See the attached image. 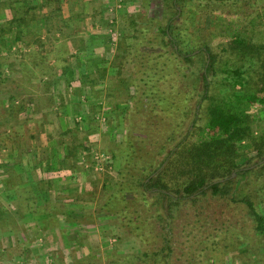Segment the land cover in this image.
I'll list each match as a JSON object with an SVG mask.
<instances>
[{"label": "rangeland", "instance_id": "obj_1", "mask_svg": "<svg viewBox=\"0 0 264 264\" xmlns=\"http://www.w3.org/2000/svg\"><path fill=\"white\" fill-rule=\"evenodd\" d=\"M37 2L40 6L27 14L33 25L31 31L23 30L19 41H16L15 33L6 34L2 39L4 46L0 47V264H111L113 258L127 257L134 260L142 252L151 253L164 244V231L149 245L142 246L132 237L129 228L124 227L113 216L98 212L105 201L104 196L114 189L117 181L119 166L117 161L111 159L112 151L119 149L131 130H134V134L141 135L146 133V128L154 129L159 124L148 111L147 105L141 108L139 102L141 95L139 91L143 93V89L136 75L138 62L135 56L142 55L133 53L134 48L136 50L138 47V39L132 38L133 35L128 28L131 21L135 20L134 16L138 18V22L145 21V17L137 13L138 8L144 9L143 0ZM18 7L16 5L13 9L6 7L1 22L4 23L13 16H24V8L19 5ZM180 23L181 21L176 26ZM189 26L190 32L193 33L189 46L214 40L212 45L216 48L220 43L219 39L213 36V33H216L215 24L209 20L206 21L202 17L192 19ZM199 27L207 29L194 31ZM98 29L100 34H96L97 36L103 40L107 36L108 49L105 50V46L100 49L98 46L97 50L92 52L93 59L90 61L86 58L80 68L86 70L91 63V68L94 67L98 71L94 80L104 84V87L100 93L94 95L86 92L92 99L91 113L93 111L97 113L90 114L92 118L90 124L88 120L87 125L77 127L78 138L76 137L74 143L72 138L73 141H68L72 148L77 145L79 151L86 152L83 161L86 160L91 166L88 169L84 168L78 177L73 178L61 179L53 173L46 174L47 190L26 186L29 184L27 180L30 174H23L20 179H15L23 187L15 188V182L11 184L8 180L10 178L8 150L15 145L10 139L9 116L15 101L12 100L14 95L10 97L11 88H15L16 85L22 86V89H29L32 86L40 88L44 84H51L52 78L59 74L63 75V83L76 84L78 80L72 81L73 71H78L76 57L79 56V52L85 56L92 55L89 53L90 47L93 45L92 42L96 44L95 40H98L92 38L93 31ZM158 36V33L150 31L146 37L154 41L160 39ZM106 54L108 56H105ZM31 63L32 80L28 77ZM108 66L112 76L109 86L113 88V96L106 92ZM193 66L201 74L202 64L195 62ZM69 75L73 77L69 78ZM84 77L81 78L82 82L88 81L86 80L88 77ZM254 84L256 85V81ZM137 91L139 99H134ZM63 98L67 99L65 94L59 96L57 102L45 101L42 106L46 112L53 115L55 107L59 110L60 106L64 105ZM107 101L113 102L110 109L106 107ZM208 105L209 101L205 100L200 114L203 121L196 127L198 131L205 122ZM86 111H89L88 106ZM262 126L264 123L261 128ZM58 127L61 129V126H47L48 129L42 131L43 137L39 133V136H33L31 150L45 146V150L48 151L46 145L50 140L56 142L60 139L57 135ZM193 129L195 128L191 126V131ZM197 137L195 135L190 137V142ZM155 140L154 145L147 141V152L158 150L162 142L156 144L158 138ZM3 150L6 151L5 155L1 154ZM167 151L170 152V149L167 148ZM238 152L239 165L246 164L255 155L250 147L239 148ZM92 167L94 168L91 169ZM5 179L8 181L7 188L3 186ZM37 182L36 184L33 182L34 186H37ZM260 182L250 177L243 183L240 191L243 195L252 196L256 203L258 201L264 215V202L260 201L262 194L259 193ZM107 183L110 184L105 188ZM10 187L21 191L25 197L31 190L29 192L33 193L34 200L36 198L45 202L44 206L48 212L46 218L39 216L35 220L31 216H19L15 209L17 193ZM231 196L212 197V192L208 191L196 202L186 200V204L175 213L171 224L169 236L174 251L171 264H195L188 260L191 257L198 264H264V242L255 235L247 208L242 204L233 203ZM34 208L37 209L36 206ZM22 212L27 213L25 209ZM145 213L142 208V214ZM68 214L80 219L81 222L66 221ZM147 216L150 218L154 213H148ZM160 227L163 228L162 225ZM151 264L158 263L151 261Z\"/></svg>", "mask_w": 264, "mask_h": 264}, {"label": "trees", "instance_id": "obj_2", "mask_svg": "<svg viewBox=\"0 0 264 264\" xmlns=\"http://www.w3.org/2000/svg\"><path fill=\"white\" fill-rule=\"evenodd\" d=\"M37 1L0 0V47L4 46L2 39L6 34L15 33L19 41L23 30L31 31L33 25L27 14L40 6ZM15 5L22 6L25 15L13 16L2 23L4 9H13ZM143 8H138L137 13L145 21L138 22L134 16L128 27L132 38L138 39L133 53L142 55L135 59L143 93L139 91V99L137 91L134 99H139L141 108L147 105L159 124L154 128L157 130L146 128V133L141 135L131 130L119 149L112 151L111 159L119 166L117 181L114 189L104 196L98 212L113 216L129 228L132 237L142 246L149 245L163 231L166 236L157 250L142 252L134 260L113 258L111 264H151V261L171 264L174 251L169 234L175 213L186 200L196 202L208 191L212 197L232 195L233 203L244 205L255 235L264 242V215L259 203L240 191L248 178L260 180V201L264 202V126L261 128L264 123V0H143ZM199 17L215 24L213 36L220 41L216 48L212 45L214 40L189 46L193 35L190 20ZM201 29L207 28L194 31ZM150 31L158 33L160 39H148ZM195 62L202 64L201 74L194 69ZM205 100L209 101L208 112L198 131ZM17 111L12 109L14 113ZM191 126L195 128L193 131ZM194 135L198 137L190 142ZM156 137V144L162 142L158 150L147 152V141L154 145ZM245 147H250L255 155L246 164L239 165L238 151ZM9 173V182H15L14 187L19 189L15 179L20 177ZM46 183L37 182V189L47 190ZM29 191L25 197L16 190L18 215L45 219L48 213L45 202L34 200ZM142 208L147 215L153 212L154 216L143 215ZM23 209L27 213L22 214ZM65 219L81 222L70 214ZM188 260L198 264L192 257Z\"/></svg>", "mask_w": 264, "mask_h": 264}, {"label": "crops", "instance_id": "obj_3", "mask_svg": "<svg viewBox=\"0 0 264 264\" xmlns=\"http://www.w3.org/2000/svg\"><path fill=\"white\" fill-rule=\"evenodd\" d=\"M102 29L104 30V28ZM93 33L95 36L93 35L92 38L98 40H95L96 44L92 42L93 45L90 47L91 52H89L92 55L85 56L84 53L82 54L79 52L78 55L80 56V59H78V56L76 57L77 63L75 64L78 66V71H73L74 79L72 80H78L76 84L73 85L71 83H63V75L59 74L52 78L53 80L51 81V84H44L40 88H33L32 86L29 89H22V86L17 85L15 88H11L12 95L10 97H13L14 95L12 100H15L13 108H16L19 111H17V113L11 111L9 116V124H11L10 139L15 143V145L13 144V147L11 146L8 150V163L10 171L16 173L20 178L23 174H30V177L27 180L29 184H26L28 187H37L34 186L33 182L36 183L38 180L46 181L45 178H48L45 177L47 176L46 174L51 175L53 173L54 175H57V177H61V179H67L68 177L73 178L78 177L81 170L84 168L88 169L91 166L88 165L86 160H84L85 162L83 161L86 156V152L81 150L79 151L77 149L78 152L75 153L72 148L73 146L70 145L68 141L73 139L74 141H72L74 143L75 140H77L76 137L78 138L77 131H79V128L77 127L80 126L82 122H87L92 119L90 114H96L94 111L91 113V108H93L91 103L92 99L86 95V92L94 95L95 93H100L101 88L104 87V84L98 83L94 80V76H96L98 71H96L94 67L91 68V63L89 68L86 70L80 68L84 65L86 58L90 61L93 59L92 56L94 53L92 52H95L98 46H100V49L104 48V46L105 50L108 49L109 40L107 36H105V40H103L100 36H97L100 34L99 29L94 30ZM107 54L105 56H108ZM107 61L108 58H106V64L108 65L109 63ZM30 69V75L28 77L32 80V63L30 65ZM106 73V92H110V95L113 96V88L109 86L110 78L112 77L109 72V66L107 67ZM83 77H88L86 79L88 81L82 82L81 78ZM62 94H65L67 98L66 100L65 98L62 100L64 105L61 104L63 106H60L59 110L55 107L56 109L54 110L53 115L46 112L42 106L43 103L49 100L57 102V98ZM107 103L106 107L107 109H110L113 106L111 105L113 102L107 101ZM85 105L89 107L88 112L86 111ZM102 109L104 110V107H102ZM53 125L61 126V129L59 127L57 129V135L58 137L60 136V139H56V142L50 140V142L46 145V147L48 146V151L45 150V146L43 147L45 151L42 150L43 148L41 147L31 150L30 145L33 136L40 135L43 137L42 131L46 130L47 126ZM34 126L37 128H33ZM50 144L54 147L53 151ZM33 147L34 143L32 144V148ZM5 152L6 151L3 150L1 154L5 155ZM21 187L23 186L19 185V188Z\"/></svg>", "mask_w": 264, "mask_h": 264}]
</instances>
